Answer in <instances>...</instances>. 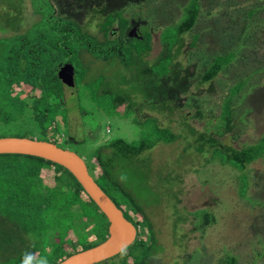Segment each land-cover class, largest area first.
<instances>
[{
	"label": "rangeland",
	"instance_id": "374dc122",
	"mask_svg": "<svg viewBox=\"0 0 264 264\" xmlns=\"http://www.w3.org/2000/svg\"><path fill=\"white\" fill-rule=\"evenodd\" d=\"M29 1L24 2L21 8L16 7V0L13 6L7 7L4 11L0 7V139L39 138V128L25 112L15 113L16 119L1 120L5 111L4 106L10 111L11 108L6 104H16L17 98L16 100L12 98L18 94L16 82L23 81L25 73L23 65L19 68V63L16 67V62L8 60V57H15V52L20 46V41L13 35V31L16 30L18 34L26 32L41 18L40 14L33 16V3ZM51 1L59 15L77 23L82 28V34L89 36V40L91 37L99 42L107 40L104 46L106 47L108 43L110 48L113 45L115 47V43L110 41L109 37L105 40L100 30L105 22L104 18L108 14L124 10L130 17L128 26L137 27L136 34L141 36L143 33L141 27L142 29L147 27L151 35V50L144 59L149 64H154L162 54L164 45L161 42V35H164L165 28L183 17L189 2L195 1L198 4V19L184 36L181 55L173 61L171 74L156 81L143 83L145 86L143 93L132 94L135 113L129 118H119L115 113L107 115L100 111L97 103L100 102L106 107L109 100L105 98L94 100L89 85H86L103 76L105 77L103 88L108 86V89L113 90L117 96V73H123L127 79H130V76L124 70L121 71L122 66L114 54L111 56L112 60L104 61L93 50L86 48L81 50L74 65L68 63L78 71H74V75L78 73L77 77L79 74L82 76V72L85 73L79 84H75L74 77L72 80L69 79L67 71L61 73L66 69L65 64L58 65L55 75L60 82L59 87L64 92V98L60 102L64 103L66 115L64 128L66 140L62 139L58 146L83 159L90 171L93 156L107 152L105 149L102 153L98 152L99 147L116 139H122L127 143L135 142L139 140L143 131L134 123L135 120L137 123H144L148 118L157 119L160 127L168 129L177 137L175 142L158 144L145 153L151 164L146 160L139 164L136 170H140V174L132 181L121 180V177L117 176V185L131 197L136 206L141 207L149 221V224L146 221V225L139 223L144 246L152 243L149 247L152 250L142 262L227 264L229 258L226 256L229 255L236 258L237 264H264L263 253L260 256L254 253L260 247L264 248V159H259L246 167L249 185L246 196L240 197L238 195L240 173L212 160L209 153L211 149H203V145L207 143L199 144L198 147L196 145L200 143L196 140L204 136L216 140L224 148L241 150L255 145L264 138V0ZM43 4L45 3H42V0L36 2L39 8H43ZM249 10L259 12L245 24ZM8 17L10 18L7 19ZM13 19L19 23L14 27H8L6 21ZM51 22L46 21L47 24ZM118 24V20H115L110 29L111 35H117ZM2 29L5 32H2ZM29 32V39L41 45L46 41L45 47L51 46L47 44L52 38L50 29L35 32L33 28ZM125 36L126 34L122 39H125ZM243 36L246 37V41ZM113 38L114 36L110 37ZM124 42L123 47L127 48L129 43L126 40ZM118 49L123 48L117 47ZM117 50L114 53H117ZM47 51L48 48L43 50ZM231 51L236 53L234 60L229 62L230 64L209 84L198 87V84L191 82L199 66L208 64L217 56ZM9 73L14 74L8 75ZM49 75L51 76V73ZM241 83L242 88L231 102V129L229 131L223 129V135L217 136L215 134L217 126L223 125L220 118L223 104L230 89ZM34 93L38 94L39 91ZM119 94H122L121 91ZM22 96L20 95V98ZM191 98L199 102L205 119L194 118V109L186 106ZM165 102L171 104L173 113L159 110V105ZM51 137L50 133L49 138ZM199 149L201 153H198ZM157 165L159 169L162 168L161 174L155 170ZM58 177L62 181L64 175L60 174ZM250 203L254 206L250 207ZM176 206L178 214L181 212L180 215H183L182 211H186L189 215L186 221L175 227L173 223ZM199 210H211L209 213L214 212L217 218L206 228L203 235L194 228L191 217L192 213ZM10 219L6 217L0 219V264H6L24 249L26 251L28 248H35L39 241L43 244V238L52 240V236L47 237L46 229L43 238L42 231L38 230L37 240L35 237L32 238L31 233L29 235L31 238H28L23 235L27 231L21 226L20 220ZM96 220L97 223L101 221L98 218ZM134 221L137 220L134 218ZM52 232L54 233L53 230ZM76 232L79 233L80 228ZM96 239V234L92 232L84 244L88 242L89 245ZM129 250L128 248L125 252L128 253L127 257H130L128 255L133 251ZM142 252V250L137 252V256ZM134 259L137 264L138 260ZM128 263H133L132 258L128 259Z\"/></svg>",
	"mask_w": 264,
	"mask_h": 264
},
{
	"label": "trees",
	"instance_id": "16d2710c",
	"mask_svg": "<svg viewBox=\"0 0 264 264\" xmlns=\"http://www.w3.org/2000/svg\"><path fill=\"white\" fill-rule=\"evenodd\" d=\"M14 1L0 0L1 10L4 11L7 7L13 6ZM26 1L16 0V7L21 8ZM35 1L37 2V0L29 1L33 3V16L40 14L41 18L38 22L32 24L30 29L35 28V32L50 29L52 38L47 44L51 46L45 47L46 41L41 45L29 39L28 33L31 32H29V28L28 31H24L21 34H18L16 30L13 31V35L20 41V46L15 52V57H8V60L16 62V67L19 63V68L23 65L25 73L24 80L19 82L21 84L18 81L16 82L18 94L12 97L14 100L17 98L16 104H6L11 108L10 111L3 105L5 111L1 120L16 119L15 113L20 111L25 112L34 122L33 124L40 130V133H38L39 138L36 140L51 142L57 146L62 142V139L66 140V136L64 135L66 115L63 108L64 103L63 101L60 102L64 98V92L59 87L60 82L55 75L59 64L69 63L74 65L79 52L84 48L93 50L104 61L108 59L112 60L111 56L114 54L122 66L121 71L124 70L130 76V79H127L123 73H117V96H115L113 90L108 89V86L103 88L105 82V77L103 76H100L95 81H90L86 85H89L94 100L103 98L109 100V105L106 107L100 102L97 103V108L100 111L107 115L115 113L119 118H129L135 113L133 111L134 102L132 94L143 93L144 84L147 81H156L171 74L173 61L181 55L184 36L194 27L199 16L198 4L195 1L189 2L183 17L177 23L165 28L164 35H161V42L164 45L162 54L154 64H149L144 60L151 50V35L147 27L141 29L143 33L140 38L137 37L127 41L129 45L127 48L123 47V43L125 42L123 41L122 43L121 38L125 34L124 31L129 25L130 18L125 14L124 10L108 14L104 18L105 22L100 30L105 40L109 37V40L115 43V47L113 45L110 48L108 43L106 47L104 46L107 40L99 42L91 37L90 42L89 36L82 34V28L77 23L59 15L53 1L42 0V3H45L43 4V8L37 7ZM13 10L15 11V9ZM258 12L257 10H249L245 24L249 23L251 17ZM49 20L52 22L47 24L46 21ZM115 20L119 22L118 33L116 37L110 39V29ZM18 23L15 22V19L6 21L8 27H14ZM1 31L5 32L3 29ZM244 38L246 41V37ZM119 44L121 46H118ZM117 47L123 48L121 49L123 51L117 50ZM47 48L48 51L43 52ZM116 50L117 53H114ZM235 55L236 53L232 51L227 52L222 56H217L208 64H202L199 66L194 79H191V82L198 84V87L206 86L234 60ZM74 71H77L76 68H74ZM50 73L51 76L49 75ZM11 74L14 73H9L8 75ZM82 74L84 75L85 73L82 72ZM76 75H73L74 82L75 84H79L84 76L79 74L77 77ZM242 86L243 84L241 83L230 89L228 98L222 107L220 118L223 125L221 127L217 126L215 133L217 136L223 135V129L226 131L231 129L232 98ZM34 91H39V93L36 94ZM119 91L122 94H119ZM20 95H23L22 98H20ZM3 100H1L2 104ZM159 106L161 112L173 113L169 102L162 103ZM186 106L194 109V118L205 119L197 100L191 98ZM110 107L111 109H107ZM157 121V119L148 118L144 123H137L135 120L134 123L139 125L141 131L143 130L139 140L127 143L122 139H116L99 147L98 152L102 153L103 149L107 152L95 154L90 164L92 168L90 171L88 170L95 183L122 211L124 217L134 223L136 227H139V223H145L146 225V221L149 224V221L145 212L141 210V207L136 206L131 197L120 188V185H117V176H123L124 179L132 181L134 177L140 174V170H136L139 164H142L144 160L151 164L150 159L145 153L151 151L158 144H171L175 142L177 137L168 129L160 127ZM189 128L192 131L191 126ZM146 129L149 132H146ZM50 133L52 135L51 138H49ZM196 142H200L195 143L197 147L199 144L203 145L207 143L203 145V149H211L209 153L212 155V160H216L221 165L228 166L240 173L238 176L240 185L238 195L245 197L249 185L246 167L259 159H264V138H261L255 145L241 150L224 148L210 137L201 136L200 140H196ZM58 147L61 148L60 146ZM201 152V149H199L198 153ZM155 170L160 174L162 173V168L159 169L158 165ZM60 174L64 175L62 181L58 177ZM246 201L249 202L248 199ZM249 205L250 207L254 206L251 203ZM177 206L174 207L175 221L173 224L175 227L182 221H186V217L189 215L186 211H182L184 212L183 215H180L181 212L178 214ZM260 207L263 208L261 204ZM209 211L211 210H199L192 213V216L190 215L193 218L194 228L201 235L205 233L206 228L210 224L217 220L216 215L213 214L214 212L209 213ZM4 215L7 219L11 218L10 220H20L21 226L27 231L23 235H26L28 238H31L29 236L31 233L32 238L34 239L35 237L37 240L38 231H42L43 238L45 235L44 229L47 231V237L48 235L52 236V240L48 238L45 240L43 238V244H40L39 241L35 248H28L26 251L24 249L20 253H17V256L12 260H8L6 264H21L25 252L35 254L37 259L46 257L48 264H59L74 254L99 245L108 236V222L106 218L95 207L94 203L84 193L72 175L55 164L33 157L17 155L0 156V219H4ZM96 218L101 221L97 223V220L95 221ZM134 218L137 221H134ZM261 219H263V216H261ZM78 228H80L79 233L76 232ZM92 232L96 234V241L91 242L89 245H87L88 242L84 244ZM138 233L137 241L129 247L130 250L133 249L128 255L130 257H127L128 253H125V251L117 256L120 257L116 261L111 259L113 261L108 260L99 264H130L128 263V259L131 258L132 264H136L134 258L138 260L137 264H144L142 260L148 257V252L152 250L149 248L152 246V243L145 247V242L140 238V230ZM255 239L258 238L255 237ZM145 249L147 250L145 251ZM140 250L143 251L141 253L143 256L141 254L137 256V252L139 253ZM255 251L254 253L257 256L263 253L262 256L264 257L263 247ZM226 257L229 258L226 262L227 264H237L236 258L229 255Z\"/></svg>",
	"mask_w": 264,
	"mask_h": 264
},
{
	"label": "water",
	"instance_id": "95a60500",
	"mask_svg": "<svg viewBox=\"0 0 264 264\" xmlns=\"http://www.w3.org/2000/svg\"><path fill=\"white\" fill-rule=\"evenodd\" d=\"M113 36V34H112ZM137 38L136 30L127 39ZM65 70L72 80L74 69L65 64ZM28 156L55 164L67 171L80 185L84 193L94 203L108 222V236L105 241L93 248L79 252L59 264H99L125 252L136 240L137 229L128 221L122 211L95 183L83 159L75 153L59 148L56 144L27 138L0 139V156Z\"/></svg>",
	"mask_w": 264,
	"mask_h": 264
},
{
	"label": "clouds",
	"instance_id": "9594fccd",
	"mask_svg": "<svg viewBox=\"0 0 264 264\" xmlns=\"http://www.w3.org/2000/svg\"><path fill=\"white\" fill-rule=\"evenodd\" d=\"M93 31H95V28H93ZM136 35H138V34H136ZM114 36V35H113ZM137 37H139L140 38V36H137ZM124 179V177L122 176L121 177V180H123ZM134 224V223H133ZM135 226V225H134ZM136 227V226H135ZM136 229H137V235H136V240H135V242L137 241V239H138V229L140 230V228L137 226L136 227ZM107 238V237H106ZM141 238V237H140ZM106 240V239H105ZM97 246V245H96ZM128 249V248H127ZM115 258H117V256L116 257H114V258H112V259H115ZM111 260V259H110ZM108 261V260H107ZM106 262V261H105ZM102 263H104V262H102ZM21 264H48V261H47V258L46 257H42V258H39V259H37V257H36V255L35 254H33V253H31V252H25L24 254H23V258H22V261H21Z\"/></svg>",
	"mask_w": 264,
	"mask_h": 264
},
{
	"label": "flooded vegetation",
	"instance_id": "af4514ba",
	"mask_svg": "<svg viewBox=\"0 0 264 264\" xmlns=\"http://www.w3.org/2000/svg\"><path fill=\"white\" fill-rule=\"evenodd\" d=\"M133 29L136 30L137 27L134 26L133 28H130V26H127V29H126V31H125V34H126L125 37H126V38H125V39L123 38L124 40L121 38V39H122V40H121L122 42L125 41V40H126V41L132 40L131 38H129V39H127V38H128V34L130 33V31L133 30ZM141 29H142V27H141ZM117 33H118V30H117ZM125 34H124V35H125ZM110 35H111V33H110ZM111 36H112V35H111ZM111 36H110V37H111ZM137 36H140V35H137ZM114 37H116V35H114ZM138 38H139V37H138ZM133 39H135V38H133ZM138 232H139V229H138ZM138 234H139V233H138Z\"/></svg>",
	"mask_w": 264,
	"mask_h": 264
}]
</instances>
